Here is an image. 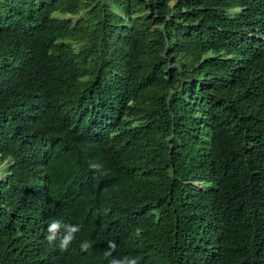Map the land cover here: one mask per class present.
<instances>
[{"label":"trees","instance_id":"obj_1","mask_svg":"<svg viewBox=\"0 0 264 264\" xmlns=\"http://www.w3.org/2000/svg\"><path fill=\"white\" fill-rule=\"evenodd\" d=\"M0 163V264H264V0H0Z\"/></svg>","mask_w":264,"mask_h":264},{"label":"clouds","instance_id":"obj_2","mask_svg":"<svg viewBox=\"0 0 264 264\" xmlns=\"http://www.w3.org/2000/svg\"><path fill=\"white\" fill-rule=\"evenodd\" d=\"M93 168H96L98 169L100 166L99 165H92ZM61 225L59 222H53L52 224H50L49 228H48V233L49 235L46 237L48 243L51 245L53 244V242L56 240L57 238V232L58 230L60 229ZM78 229L76 227H69L68 228V232L67 234L61 239V242H60V248L61 250H65L68 246V244L70 243V241L72 240L73 238V233L75 231H77ZM110 248H114L115 245L112 244L110 242ZM110 254V253H109ZM127 259V258H125ZM129 260V264H136V260L135 259H128ZM111 264H121V260H113L111 262Z\"/></svg>","mask_w":264,"mask_h":264},{"label":"rangeland","instance_id":"obj_3","mask_svg":"<svg viewBox=\"0 0 264 264\" xmlns=\"http://www.w3.org/2000/svg\"><path fill=\"white\" fill-rule=\"evenodd\" d=\"M61 17H70L69 14H65V15H60ZM4 167V164L0 163V177L3 175V171H2V168Z\"/></svg>","mask_w":264,"mask_h":264}]
</instances>
